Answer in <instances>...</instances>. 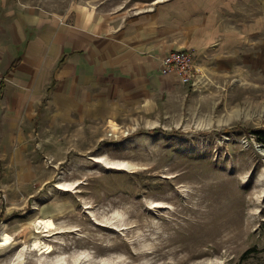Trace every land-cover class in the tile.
I'll list each match as a JSON object with an SVG mask.
<instances>
[{"label": "rangeland", "instance_id": "rangeland-1", "mask_svg": "<svg viewBox=\"0 0 264 264\" xmlns=\"http://www.w3.org/2000/svg\"><path fill=\"white\" fill-rule=\"evenodd\" d=\"M31 1L57 13L77 4L134 13L160 0ZM259 62L213 64L197 72L198 88L166 92L154 111L49 122L44 136L40 127L31 174L8 160L0 171V242L12 237L0 264H264ZM39 218L56 227L37 230ZM36 238L54 250L39 254Z\"/></svg>", "mask_w": 264, "mask_h": 264}, {"label": "crops", "instance_id": "crops-1", "mask_svg": "<svg viewBox=\"0 0 264 264\" xmlns=\"http://www.w3.org/2000/svg\"><path fill=\"white\" fill-rule=\"evenodd\" d=\"M179 48L194 52L200 71L258 69L264 0H160L134 13L0 0V171L32 165L37 130L44 136L49 122L80 127L154 111L166 92L186 86L162 71L164 55Z\"/></svg>", "mask_w": 264, "mask_h": 264}, {"label": "built area", "instance_id": "built-area-1", "mask_svg": "<svg viewBox=\"0 0 264 264\" xmlns=\"http://www.w3.org/2000/svg\"><path fill=\"white\" fill-rule=\"evenodd\" d=\"M162 62L164 73H174L180 77L182 83L198 88L199 77L197 72H200V69L196 64L195 54L192 50L186 48L173 49L164 55Z\"/></svg>", "mask_w": 264, "mask_h": 264}, {"label": "bare ground", "instance_id": "bare-ground-1", "mask_svg": "<svg viewBox=\"0 0 264 264\" xmlns=\"http://www.w3.org/2000/svg\"><path fill=\"white\" fill-rule=\"evenodd\" d=\"M113 124H115V126L117 127L118 124L117 122H115L114 120H112ZM111 123V122H110ZM123 165L117 166L120 168ZM37 224V230H42L41 228H43L44 231H49L52 228L56 227V222L53 218H39L36 221ZM12 242V237L9 233H4V236L0 242V246L1 247H5L8 244H10ZM31 248L34 250H37L39 252V254H44V253H51L54 250L53 245L43 242L41 239L36 238L33 243L31 244Z\"/></svg>", "mask_w": 264, "mask_h": 264}, {"label": "trees", "instance_id": "trees-1", "mask_svg": "<svg viewBox=\"0 0 264 264\" xmlns=\"http://www.w3.org/2000/svg\"><path fill=\"white\" fill-rule=\"evenodd\" d=\"M256 136H257V138H258V141L260 142V143H262V145H263V147H264V129H261V130H258V131H256ZM249 252H252V251H248V253ZM247 253V254H248ZM247 256V255H246Z\"/></svg>", "mask_w": 264, "mask_h": 264}]
</instances>
